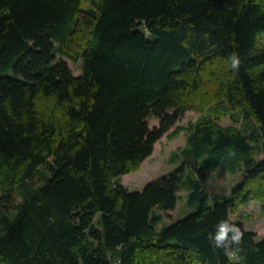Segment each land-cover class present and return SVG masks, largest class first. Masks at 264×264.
<instances>
[{"label": "trees", "instance_id": "obj_1", "mask_svg": "<svg viewBox=\"0 0 264 264\" xmlns=\"http://www.w3.org/2000/svg\"><path fill=\"white\" fill-rule=\"evenodd\" d=\"M262 40L264 0H0V264H264L230 219L264 208ZM188 110L207 114L171 130ZM184 130L175 170L120 184ZM218 168L243 175L231 194L204 187ZM181 190L193 212L157 229ZM225 220L235 262L211 241Z\"/></svg>", "mask_w": 264, "mask_h": 264}, {"label": "rangeland", "instance_id": "obj_2", "mask_svg": "<svg viewBox=\"0 0 264 264\" xmlns=\"http://www.w3.org/2000/svg\"><path fill=\"white\" fill-rule=\"evenodd\" d=\"M262 44H264V40H262ZM65 59L67 60L70 68L73 70L74 75L80 76L82 61L73 62L70 59ZM203 113L207 114V111H186L182 119L177 121L171 130L175 129L177 126H188L191 123L197 122ZM148 121L150 126H159L160 124V119L157 117H151ZM218 122L223 126H230L234 124L240 129L244 128V124L241 123L242 121L237 122L230 115L223 116ZM187 135V132L184 130L176 138L171 140L168 138L167 134L162 136L155 143L153 154L144 160L138 169L123 175L121 177V182L124 181L129 183L132 188L134 186L137 187V190H139V188H142L149 182H153L165 174L175 170V168L179 166L180 161L171 163L170 156L179 147L186 145ZM262 156L263 155H259V158ZM242 180L243 175L241 173L232 174L224 171L222 168H218L215 171H209L208 178L204 182V187L211 196H215L216 194H231L233 190L240 185ZM179 195L180 199L176 208L170 215H166L163 222L157 225V229H160L164 224H167L171 220H181L193 212V209L186 203L188 192L186 190H181ZM230 219L234 222H242L246 230L255 232L256 241L263 239L264 208L261 200H254L249 204L241 206L238 211L230 215Z\"/></svg>", "mask_w": 264, "mask_h": 264}, {"label": "clouds", "instance_id": "obj_3", "mask_svg": "<svg viewBox=\"0 0 264 264\" xmlns=\"http://www.w3.org/2000/svg\"><path fill=\"white\" fill-rule=\"evenodd\" d=\"M230 68L239 70L241 60L238 55L233 54L230 58ZM211 241L216 248L224 251L230 261H238L240 256V245L242 241L241 233L238 229L230 225L226 220L220 221L216 225V231L211 236Z\"/></svg>", "mask_w": 264, "mask_h": 264}, {"label": "crops", "instance_id": "obj_4", "mask_svg": "<svg viewBox=\"0 0 264 264\" xmlns=\"http://www.w3.org/2000/svg\"><path fill=\"white\" fill-rule=\"evenodd\" d=\"M120 184H122V185H123L127 190H129L130 192H133V191H141V190L147 185V184H146L145 186H143L142 188H139V190H137V189H136L137 187H134V186H133V188H132V186H131L129 183H126V182H124V181L121 182V180H120ZM171 212H172V211L169 212V215L171 214Z\"/></svg>", "mask_w": 264, "mask_h": 264}]
</instances>
